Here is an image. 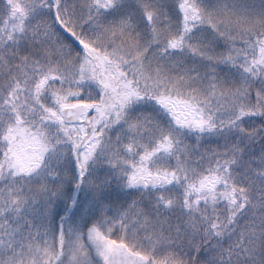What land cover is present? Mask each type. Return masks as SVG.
<instances>
[{"label":"snow or ice","instance_id":"1","mask_svg":"<svg viewBox=\"0 0 264 264\" xmlns=\"http://www.w3.org/2000/svg\"><path fill=\"white\" fill-rule=\"evenodd\" d=\"M0 264H264V0H0Z\"/></svg>","mask_w":264,"mask_h":264}]
</instances>
